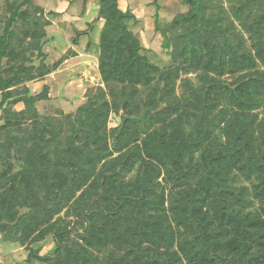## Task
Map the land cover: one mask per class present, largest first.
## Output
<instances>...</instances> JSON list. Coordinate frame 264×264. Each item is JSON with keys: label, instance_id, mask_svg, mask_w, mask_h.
Wrapping results in <instances>:
<instances>
[{"label": "trees", "instance_id": "1", "mask_svg": "<svg viewBox=\"0 0 264 264\" xmlns=\"http://www.w3.org/2000/svg\"><path fill=\"white\" fill-rule=\"evenodd\" d=\"M120 1L97 3L103 87L54 115L27 86L63 61L46 63L48 17L2 2L1 246L27 264H264V0H179L154 21L163 67Z\"/></svg>", "mask_w": 264, "mask_h": 264}, {"label": "rangeland", "instance_id": "2", "mask_svg": "<svg viewBox=\"0 0 264 264\" xmlns=\"http://www.w3.org/2000/svg\"><path fill=\"white\" fill-rule=\"evenodd\" d=\"M2 2L0 0V14ZM35 3L50 22L46 27L48 42L44 46L48 56L46 63L51 65L61 58L63 61L44 79L29 82L27 86L32 94H38L44 85L49 88V99L37 104L41 115L74 113L85 102L88 90L103 87L97 70L98 37L103 22H94L98 0H35ZM157 4L158 8L152 0H121L119 7L122 11L129 8L135 14L137 22L131 26L132 31L148 50L147 57L163 67L169 65L170 57L161 48L162 38L154 32L155 18L158 16L160 21L168 22L176 14L185 12L187 7L179 0H157ZM73 39L77 40V45L73 44ZM117 122L118 118L112 115L109 127H114ZM52 247L51 239H48L43 243L42 254L50 252ZM27 253L18 245L3 247L0 243V264H27Z\"/></svg>", "mask_w": 264, "mask_h": 264}]
</instances>
